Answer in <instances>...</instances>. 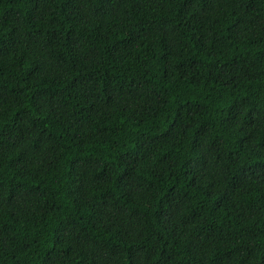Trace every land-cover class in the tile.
<instances>
[{
  "label": "trees",
  "instance_id": "obj_1",
  "mask_svg": "<svg viewBox=\"0 0 264 264\" xmlns=\"http://www.w3.org/2000/svg\"><path fill=\"white\" fill-rule=\"evenodd\" d=\"M0 264H264V0H0Z\"/></svg>",
  "mask_w": 264,
  "mask_h": 264
}]
</instances>
